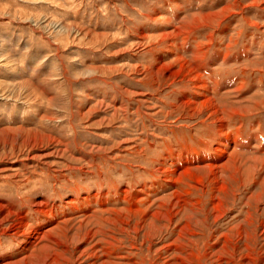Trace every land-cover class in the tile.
<instances>
[{"label":"rangeland","instance_id":"rangeland-1","mask_svg":"<svg viewBox=\"0 0 264 264\" xmlns=\"http://www.w3.org/2000/svg\"><path fill=\"white\" fill-rule=\"evenodd\" d=\"M0 202V264H264V0H0Z\"/></svg>","mask_w":264,"mask_h":264},{"label":"bare ground","instance_id":"bare-ground-1","mask_svg":"<svg viewBox=\"0 0 264 264\" xmlns=\"http://www.w3.org/2000/svg\"><path fill=\"white\" fill-rule=\"evenodd\" d=\"M198 17V16H197ZM188 104H189V102H188ZM206 104H210V105H212V102L211 101H207L206 102ZM185 105V104H184ZM229 110L230 111H233V112H236V113H241V112H250L251 111V107H245V108H229ZM254 110V109H253ZM212 111V110H211ZM214 111V110H213ZM214 117V116H213ZM226 146V145H225ZM187 173V172H186ZM180 175V174H179ZM41 203V202H40ZM3 205H5L6 206V203H4V202H0V207H4ZM14 207V206H13ZM5 208V207H4ZM16 208V207H15ZM2 210V209H1ZM5 211V210H4ZM16 211V210H15ZM14 213H17V212H14V210H12V208H10L8 211H7V214H6V216H4L0 221H4L5 220V218H7V217H10L12 214H14ZM2 214V213H1ZM3 215V214H2Z\"/></svg>","mask_w":264,"mask_h":264}]
</instances>
